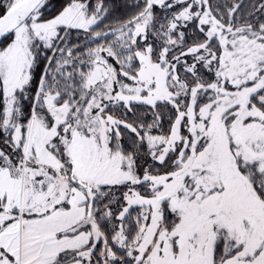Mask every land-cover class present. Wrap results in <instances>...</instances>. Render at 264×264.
Masks as SVG:
<instances>
[{"label": "snow or ice", "instance_id": "6c2138e0", "mask_svg": "<svg viewBox=\"0 0 264 264\" xmlns=\"http://www.w3.org/2000/svg\"><path fill=\"white\" fill-rule=\"evenodd\" d=\"M0 264H264V0H0Z\"/></svg>", "mask_w": 264, "mask_h": 264}, {"label": "trees", "instance_id": "16d2710c", "mask_svg": "<svg viewBox=\"0 0 264 264\" xmlns=\"http://www.w3.org/2000/svg\"><path fill=\"white\" fill-rule=\"evenodd\" d=\"M108 3H119L121 0H106Z\"/></svg>", "mask_w": 264, "mask_h": 264}]
</instances>
